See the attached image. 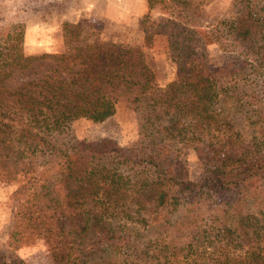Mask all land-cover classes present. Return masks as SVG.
Masks as SVG:
<instances>
[{"label": "trees", "instance_id": "trees-1", "mask_svg": "<svg viewBox=\"0 0 264 264\" xmlns=\"http://www.w3.org/2000/svg\"><path fill=\"white\" fill-rule=\"evenodd\" d=\"M146 1L136 43L64 21L62 51L27 55L24 24L0 23V183L17 182L0 264H27L16 251L35 237L51 264H264V0H231L208 24L216 0ZM159 36L165 84L145 53ZM119 103L133 142L69 135Z\"/></svg>", "mask_w": 264, "mask_h": 264}, {"label": "rangeland", "instance_id": "rangeland-1", "mask_svg": "<svg viewBox=\"0 0 264 264\" xmlns=\"http://www.w3.org/2000/svg\"><path fill=\"white\" fill-rule=\"evenodd\" d=\"M97 5L101 0H90ZM96 9L87 0H0V23L23 22L24 52L27 55L44 52H60L61 21L90 22L102 31V36L117 42L136 43L138 41L139 21L147 12L146 0H104ZM231 0H216L204 16L202 24L215 22ZM103 2V1H101ZM58 14V15H57ZM159 14L157 6L151 11L152 17ZM165 42L159 36L155 43L145 48L150 65L155 69L160 84L170 79L166 68ZM208 61L214 66L223 62V54L216 45L207 46ZM45 67V66H43ZM29 70L28 73H31ZM69 135L77 138L95 139L112 136L120 144H128L137 138L136 114L119 103L116 112L102 122H92L86 118L75 120ZM188 169L190 179L201 181L211 173L209 165L192 148H185L180 156ZM17 182L0 183V251L5 250V242L11 222L15 201L12 190ZM27 264H51L47 248L41 238H28L17 249Z\"/></svg>", "mask_w": 264, "mask_h": 264}, {"label": "crops", "instance_id": "crops-1", "mask_svg": "<svg viewBox=\"0 0 264 264\" xmlns=\"http://www.w3.org/2000/svg\"><path fill=\"white\" fill-rule=\"evenodd\" d=\"M55 1L60 2V1H62V0H55ZM101 1H103V2H101ZM101 1H99V3H98L97 5H93L94 2H91L90 0H87V2H88L89 4H92V6H91L90 9H96L100 4H104V3H105L104 0H101ZM57 15H58V14H57ZM64 21H68V20H64ZM64 21H61V24H62ZM69 21H70V20H69ZM74 21H75V20H74ZM22 23H23V22H22Z\"/></svg>", "mask_w": 264, "mask_h": 264}]
</instances>
